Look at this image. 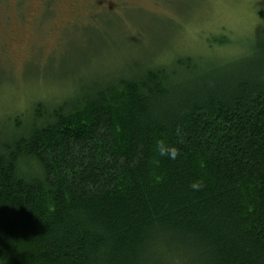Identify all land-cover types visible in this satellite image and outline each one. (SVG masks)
<instances>
[{"label": "trees", "instance_id": "trees-1", "mask_svg": "<svg viewBox=\"0 0 264 264\" xmlns=\"http://www.w3.org/2000/svg\"><path fill=\"white\" fill-rule=\"evenodd\" d=\"M173 62L10 120L0 264H264V33L243 59Z\"/></svg>", "mask_w": 264, "mask_h": 264}, {"label": "rangeland", "instance_id": "rangeland-1", "mask_svg": "<svg viewBox=\"0 0 264 264\" xmlns=\"http://www.w3.org/2000/svg\"><path fill=\"white\" fill-rule=\"evenodd\" d=\"M261 13L264 0H0V137L35 104L134 63L249 57Z\"/></svg>", "mask_w": 264, "mask_h": 264}, {"label": "clouds", "instance_id": "clouds-1", "mask_svg": "<svg viewBox=\"0 0 264 264\" xmlns=\"http://www.w3.org/2000/svg\"><path fill=\"white\" fill-rule=\"evenodd\" d=\"M155 152L159 158H168L169 160H175L179 155V150L176 146L168 145L164 140H158L155 143ZM189 187L193 191H199L203 187V180H194Z\"/></svg>", "mask_w": 264, "mask_h": 264}, {"label": "flooded vegetation", "instance_id": "flooded-vegetation-1", "mask_svg": "<svg viewBox=\"0 0 264 264\" xmlns=\"http://www.w3.org/2000/svg\"><path fill=\"white\" fill-rule=\"evenodd\" d=\"M24 0H18V5L20 6V5H22V2H23ZM89 4H91V3H89Z\"/></svg>", "mask_w": 264, "mask_h": 264}]
</instances>
